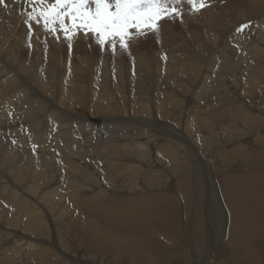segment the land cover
<instances>
[{
    "label": "bare ground",
    "instance_id": "1",
    "mask_svg": "<svg viewBox=\"0 0 264 264\" xmlns=\"http://www.w3.org/2000/svg\"><path fill=\"white\" fill-rule=\"evenodd\" d=\"M5 3L7 7L0 5V264H169L176 255L170 249L189 253L196 264H207L208 258L211 264H227L225 253L215 254L216 259L211 253L214 240L225 243L229 264H264V149L254 147L263 143L255 135L264 139V56L251 53L220 61L216 78L212 71L193 95L188 87L197 76L196 58L170 51L166 61H154L152 73L150 57L163 53L146 56L129 48L124 50L131 58L125 66L127 81H121L123 58H113L109 78L118 80L110 81L113 94L101 82L104 56L94 70L92 60L81 57L85 66L76 70L70 58L60 62L59 51L42 54L47 44L55 43V33L46 31L42 20L27 18L28 0ZM263 5L264 0H250V7L240 12L235 4L208 10L200 23L219 24L254 13L250 18L261 22ZM158 27L157 44L165 46L168 40L161 37L172 33L171 25ZM263 36L264 31L257 33L259 40ZM165 38L174 41L173 35ZM64 44L65 51L80 52L77 41ZM257 58L261 61L255 63ZM45 63L50 79L41 75ZM215 65L211 61L209 67ZM177 74L185 80L182 91ZM222 76L233 78L223 93L240 96L237 80L245 94L261 95L250 104L224 98L218 93L224 86L216 84ZM131 80L133 95L127 89ZM165 86L171 92H163ZM10 103H16V113ZM217 112L226 120L236 116L239 123L219 124ZM219 125L220 131L225 128L224 140L215 134ZM112 129L125 132L124 140ZM251 151L260 161L250 159ZM236 156L241 164L233 163ZM190 201L194 213L188 218ZM60 222L62 241L46 240L45 233ZM72 233L77 244L70 242ZM206 242L209 251L204 254ZM9 255L14 258L8 260Z\"/></svg>",
    "mask_w": 264,
    "mask_h": 264
},
{
    "label": "rangeland",
    "instance_id": "2",
    "mask_svg": "<svg viewBox=\"0 0 264 264\" xmlns=\"http://www.w3.org/2000/svg\"><path fill=\"white\" fill-rule=\"evenodd\" d=\"M10 0H7V2H9ZM249 1V2H247ZM207 4L209 6L203 8L200 12H193L192 9H191V6L188 5L187 3V0H182V2L180 4H174V3H170L169 6L170 7H177L179 8L180 12H181V15L180 16H175V17H172V18H162L161 20H159L158 24H163V23H166L167 25H171V28H172V33L171 32H167L165 34L162 35L161 39L164 38L166 40H168V43H164L165 46L163 45H159L157 44V37H156V33L157 31H148L146 35H139V36H134V38L129 41V48L130 49H137L135 52H139V51H142L143 53L146 54V56L148 55H152L154 52H156L157 50H159V52L163 53V57L161 58H157V56H151L150 58L152 60L149 59L150 61V66L151 68H149L151 70V72H155L154 67H153V64H154V61H155V64L157 63V61H160L162 58L164 61H166L167 57L165 56L168 52L172 51V52H175L177 54H184L188 57H192L193 59L197 60L196 63L198 65V67L195 69L197 72V74H194L195 79L192 80L189 84V87H188V90L191 92L192 89H194L191 93L194 95H196V91L200 90L201 87L204 82H205V79L206 77L213 71L212 73V76L216 78L215 76V72L218 70L217 66L223 62L224 60H227L229 58L233 59L234 61L238 60L241 56H249L251 53H260L264 56V36L261 38V40H259L257 38V33L259 31H264L263 27H264V17L263 18H259L260 21L262 22H259V20L255 19V18H250L252 17L254 14H251L250 16L247 15V17H242L240 19L238 18H234L233 21L232 20H227L225 19L223 23H219V24H204L200 21V15L205 12V11H208V10H212V11H218L220 9H223L225 7H228L230 4H235V10H237V12H240L241 11V8H244V7H250L249 4H250V0H206ZM248 5V6H247ZM264 6V5H263ZM184 8L185 10L187 11H191L190 13L188 14H184L181 9ZM184 16V18L182 17ZM189 16V17H188ZM179 17V18H178ZM182 17V18H181ZM222 17V16H221ZM224 17V16H223ZM181 18V19H180ZM178 19L182 20V22L180 23L178 21ZM187 19V21H186ZM254 19V20H253ZM227 20V21H226ZM253 22H252V21ZM232 21V22H231ZM258 21V22H256ZM179 22V23H177ZM227 22V23H226ZM252 24L249 28L246 29V32H243V33H237L236 29L241 25V24H244V23H249ZM179 24V25H178ZM182 24V25H181ZM35 25L37 26V24L35 23ZM162 26V25H160ZM169 27V26H168ZM235 27V28H234ZM257 27V28H256ZM159 28V27H158ZM250 29V30H249ZM260 29V30H259ZM249 30V31H248ZM253 30V31H252ZM132 31V30H131ZM135 31V30H133ZM228 31V32H227ZM182 33V34H181ZM227 33V34H226ZM248 35H247V34ZM250 33V34H249ZM29 34V33H27ZM57 35L56 36V33L54 34V41L55 43L53 44V42L51 41V45L47 44L46 45V49L43 48L42 49V54L45 53L46 51V55L47 53L50 51V53H53L55 51H59V56H60V62H62V59H63V62L65 61V59H71L74 63L72 65V68H76V70L78 68H84V66H81V62L80 59L81 57L83 59H88V60H92V63H91V70H94V68H98V66L100 67V64L102 61V56H104V62L101 64V67H100V73H101V78L103 80H101L102 83H104V87H111L110 85V81H112V84L115 83L116 81H118L117 79H113V77L109 78V75H112L111 73V68L114 67V64H116V61L113 60V58L115 57L116 59H120L123 58L122 60L124 62H121V81L126 79V81L128 80V78H126L125 76L128 77V71L125 69V66L128 65L129 61L131 60L130 56L125 54V51L123 49H120L119 48V45L117 44V51L115 54H113L112 52V49H111V46L109 45L107 48L106 51H99L101 48V46L97 43V40H96V37L95 36H92L91 37H88V38H84L86 37L85 35H83V33H79L77 35H75L71 41L67 40V39H64V34H62L60 31L57 32ZM184 34V35H183ZM170 35H173L174 36V41L170 43V40L168 38H165L166 36H170ZM178 35L182 36V37H178ZM244 35V36H243ZM239 36V37H238ZM46 37H48L47 39L48 40H51L52 39V36H51V33L47 34ZM45 37V38H46ZM249 37V38H248ZM62 40H60V39ZM224 38V39H223ZM255 38V39H254ZM228 39V40H227ZM241 39V40H240ZM73 40L77 41V45L78 47L80 48V52L79 53H75L73 51L70 52L69 51H65V44L64 43H68L69 42V45L72 44ZM259 40V41H258ZM62 42L63 45L61 44V46H57V43L59 42ZM240 41H243V42H240ZM40 42V41H39ZM236 42V43H235ZM249 42V43H248ZM260 42L262 43V45L260 44ZM170 43V44H169ZM197 45H196V44ZM255 43V44H254ZM252 44V45H251ZM196 45V46H195ZM199 45H201L199 47ZM41 46V45H40ZM235 46V47H234ZM246 46V47H245ZM248 47V49H247ZM252 48V49H251ZM45 49V50H44ZM227 49V50H226ZM251 52H250V51ZM197 51V52H196ZM248 51V52H247ZM65 52H69V53H65ZM183 52V53H182ZM196 52V53H195ZM218 52V53H217ZM64 53V54H62ZM75 53V54H74ZM198 53V54H197ZM49 54V53H48ZM72 54V55H71ZM74 55V56H73ZM194 57H193V56ZM204 55V56H203ZM207 57H206V56ZM216 55V56H215ZM220 55V56H219ZM70 56V57H69ZM72 56V57H71ZM63 57V58H62ZM66 57V58H65ZM135 56H133L132 58H134ZM201 57V58H200ZM219 57V58H217ZM234 57V58H233ZM65 58V59H64ZM95 58L97 59V61H95ZM209 58V59H208ZM212 58V59H210ZM74 59V60H73ZM215 59V60H214ZM218 59V60H217ZM258 59V60H257ZM255 60V63H258V61L260 62L261 59L264 60V58H257ZM99 60H101V62H98ZM205 61V62H204ZM207 61V62H206ZM215 63L216 65L215 66H212V67H209V64L211 63ZM221 61V62H220ZM90 63V62H89ZM95 63H98V64H95ZM111 63L109 66H107V64ZM114 63V64H113ZM205 63V64H204ZM46 65V66H45ZM83 65V64H82ZM252 67L254 66V63L251 64ZM45 66V67H44ZM108 68H107V67ZM43 70H42V76L45 75V78H49L51 77V72H50V68L48 66V64H44L43 65ZM47 67V68H46ZM78 67V68H77ZM110 67V68H109ZM130 67V66H129ZM153 68V69H152ZM129 72H132V77L135 76V73H134V70L131 68H129ZM251 69V71H254V69H252L251 67L249 68ZM248 69V71H250ZM105 70H106V75L107 78L104 76L105 74ZM206 70V71H205ZM209 70V71H208ZM127 71V72H125ZM246 70V72H248ZM57 72V70H56ZM75 72H73L74 74ZM139 74L142 73V71H139L138 72ZM78 74V73H76ZM164 74V73H162ZM123 75V76H122ZM177 81L176 82H179L180 83V86H181V91H182V87L184 86L183 82L185 81L183 76L180 77L179 74H177ZM203 79H201V77ZM205 76V77H204ZM109 78V79H108ZM124 78V79H123ZM199 78V79H198ZM205 78V79H204ZM214 78V79H215ZM226 78V79H225ZM233 79L231 76H222V77H219L218 79V82L216 83L217 86H224V88L222 90H219L218 93H222L223 94V97L226 98H234V100H246V104H250L252 101H257L258 100V97L259 95L261 94H264V90L261 91V94L256 92V93H253L252 95H247L245 94L244 92V85L242 83V81H237V80H234V83L237 84L240 88V90H242V92L240 91H237V93L240 95H235L234 93L231 95V92H226V93H223L226 91L225 89V83L228 82V79ZM105 79V81H104ZM107 79V80H106ZM111 79V80H110ZM182 79V81H180ZM109 81V82H108ZM204 81V82H203ZM107 82V83H106ZM123 82V81H122ZM132 83V85L130 86H127V89H131V94L133 95V90H134V87L136 86L132 80L130 81ZM199 84H198V83ZM197 83V84H196ZM203 83V84H202ZM215 84V83H214ZM197 87H194L196 86ZM241 85V86H240ZM243 86V87H242ZM168 87V86H167ZM166 86L162 88L163 92L167 93V91H170L171 92V88L168 87L167 88ZM193 87V88H192ZM199 87V88H198ZM133 88V89H132ZM104 89V88H103ZM125 89V90H124ZM123 92L126 94V95H129L128 93L130 92L129 90L127 91L126 90V87L124 88ZM165 89V90H164ZM111 91L112 93L114 94L115 93V89L111 87ZM196 92V93H195ZM217 93V91H215ZM214 92V93H215ZM134 93H135V90H134ZM213 93V94H214ZM255 94V95H254ZM197 95H200L197 94ZM202 95V94H201ZM245 96V97H244ZM248 96V97H247ZM250 97V98H249ZM251 99V100H250ZM136 100V99H135ZM214 100V99H213ZM212 100V103L214 104V106L217 104V101H213ZM191 101H192V98H191ZM250 101V102H249ZM10 104H13V103H10ZM16 103L13 104V112L16 113V110H14L16 108ZM18 109V108H17ZM185 109V107H184ZM80 111V110H79ZM234 111V110H233ZM181 113H184V111H182ZM219 113V114H218ZM236 119H235V118ZM155 120L156 118L153 117ZM214 118H215V121H218L219 124L221 122H224V124H230V125H233L235 126L237 123H239L238 121V118L236 116H233L230 118H228L227 120L221 116L220 112H217L216 114V117L214 115ZM224 118V119H222ZM234 118V119H233ZM178 119H182L180 117V115H178ZM222 119V121L220 120ZM226 120V121H225ZM231 120V121H230ZM233 120V121H232ZM237 122L236 124H233L235 123L234 122ZM232 122V123H230ZM262 123V121H261ZM108 124V123H107ZM263 124V123H262ZM264 125V124H263ZM157 126L158 123H157ZM221 126L219 125V131H217L215 134L217 135V137L221 136V138L224 140L225 139V128L220 131L221 129ZM236 128V127H234ZM238 128H236L237 130ZM99 131H103L104 129L102 128H99L98 129ZM113 132H121V135H118L121 137V141L124 140V138L122 137L123 134H125V132H122L121 129H112ZM241 131V130H240ZM112 132V133H113ZM221 132V133H220ZM237 132H239L237 130ZM236 132V133H237ZM100 134V133H99ZM221 134V135H220ZM264 135V134H263ZM256 136V139L257 140H262L263 143H264V139H260L259 137ZM218 137V138H219ZM105 137H103L104 139ZM209 138V136L205 135V138L204 139H207ZM199 139V138H197ZM204 139L199 140V142L203 143ZM198 141V140H197ZM261 144L259 146H254L255 149H258V150H263L264 149V144ZM196 146V145H195ZM198 148V146L196 147ZM196 148H194V150H196ZM231 153H233V151L229 152L228 155H230ZM252 155V156H251ZM258 154L257 153H254L253 151H251L249 157L251 160L253 161H260V157L257 156ZM211 159V155H207V160H210ZM241 160H239V156H236L234 159H233V163H240ZM49 164H51V162H49ZM241 164V163H240ZM225 167V166H224ZM250 167V166H249ZM229 168V167H228ZM231 168V167H230ZM214 181L215 180H211V182H213V186H214ZM217 186V184H216ZM193 195V191L191 193V196ZM192 200V198H191ZM194 202L193 201H190V204H189V207L186 209V215L188 216H191L193 213H194ZM224 207V211L226 212L227 214V211H226V208L225 206L223 205ZM206 208V207H205ZM205 208H203V213L206 215V211H205ZM58 211V210H57ZM60 212V211H59ZM58 213V212H57ZM60 221V220H59ZM95 221L98 223V221L95 219ZM186 223V221H185ZM63 222H60L58 223L57 225H55V229L51 232L50 230L47 231V233H45L48 237L46 238V240H50L51 241V238L53 237V239L56 238V240H58L60 243L62 241V239H58L60 237V235L62 236V234L64 233V229H63ZM59 228H58V227ZM62 226V227H61ZM105 226V225H104ZM50 231V232H49ZM56 232V233H55ZM58 232V233H57ZM51 233V234H50ZM55 233V234H54ZM212 233V232H211ZM52 235V236H51ZM55 235V236H54ZM51 236V237H50ZM59 236V237H58ZM207 236H208V233H207ZM147 237H153V236H147ZM69 239H70V242H73L74 244H77V242H79L77 236L72 233V234H69ZM214 240V239H213ZM158 241V240H157ZM163 241V240H162ZM216 241V242H214ZM213 241V244H212V248H211V253L214 255V258L216 259L217 255H223L224 253V257L226 258V262H228L227 264H229L231 262V258L229 256V253L225 250L224 248V245L223 243H221L220 241L217 242V240H214ZM207 242L209 243V241L207 240ZM206 242L205 244V248L206 250L204 251V254L207 252V250L209 251L208 249V243ZM164 243V242H163ZM162 242H160V244L164 245ZM225 244V243H224ZM166 246V245H165ZM168 247V246H166ZM176 249H170L169 250V253L172 254V255H175V256H172L171 258V262L169 264H196L195 261L191 260L190 259V254H188V256H186L187 254L185 253H176L175 252ZM218 252V253H217ZM208 253V252H207ZM203 254V255H204ZM183 256V257H182ZM186 256V257H185ZM205 256V255H204ZM12 257V258H11ZM10 255L8 256V260L9 259H13L14 257ZM182 257V258H181ZM189 257V258H187ZM174 258V259H173ZM204 258V257H203ZM209 260H206L207 261V264H211V258H208ZM189 260V262H188ZM191 260V261H190ZM12 260H10L11 262ZM106 261V260H105ZM105 261L104 264H108L106 263ZM180 261V262H179ZM12 264V262H11ZM109 264H113V263H109ZM141 264H144V263H141Z\"/></svg>",
    "mask_w": 264,
    "mask_h": 264
},
{
    "label": "snow or ice",
    "instance_id": "3",
    "mask_svg": "<svg viewBox=\"0 0 264 264\" xmlns=\"http://www.w3.org/2000/svg\"><path fill=\"white\" fill-rule=\"evenodd\" d=\"M181 2L182 0H54L49 4L46 0H28L31 12L27 13V18L37 23L42 20L46 31L63 32L65 39L69 41L79 33L94 35L102 49L105 45H110L115 54L117 44L120 49L127 51L129 41L134 36L146 35L148 31L158 32L159 20L180 16L179 8L170 7L169 4L178 5ZM187 3L197 13L209 6L206 0H187ZM0 5L7 7L5 0H0ZM250 26V22L241 24L236 31L243 33Z\"/></svg>",
    "mask_w": 264,
    "mask_h": 264
}]
</instances>
